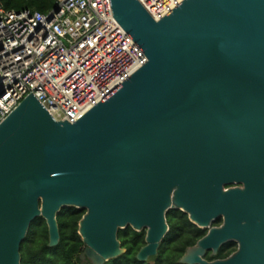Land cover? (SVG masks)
<instances>
[{
  "label": "water",
  "instance_id": "1",
  "mask_svg": "<svg viewBox=\"0 0 264 264\" xmlns=\"http://www.w3.org/2000/svg\"><path fill=\"white\" fill-rule=\"evenodd\" d=\"M118 23L147 62L75 122L56 120L27 96L0 124V264L42 216L49 246L58 212L85 209L82 260L122 255L119 229H147L148 261L169 230L165 213L212 179L264 182V0H183L155 20L139 0H111ZM251 182H254V178ZM253 184V183H251ZM214 229L181 258L187 264H264L254 244L226 260L201 258Z\"/></svg>",
  "mask_w": 264,
  "mask_h": 264
},
{
  "label": "built area",
  "instance_id": "2",
  "mask_svg": "<svg viewBox=\"0 0 264 264\" xmlns=\"http://www.w3.org/2000/svg\"><path fill=\"white\" fill-rule=\"evenodd\" d=\"M160 20L183 0H139ZM147 62L111 0H56L44 13L0 6V124L31 93L75 122Z\"/></svg>",
  "mask_w": 264,
  "mask_h": 264
},
{
  "label": "flooded vegetation",
  "instance_id": "3",
  "mask_svg": "<svg viewBox=\"0 0 264 264\" xmlns=\"http://www.w3.org/2000/svg\"><path fill=\"white\" fill-rule=\"evenodd\" d=\"M253 178L254 182H251ZM218 186L216 180L212 179L207 193H195V196L185 202L192 207L191 210L181 205L177 208L170 207L166 211L168 223V213L176 210L180 237L191 241L182 257L190 248L198 247L199 242L212 230L223 227L226 228L227 238L218 243L210 241L204 246L200 255L203 260L214 262L229 259L244 244H254V248L264 254V182L259 177L249 178L242 174L239 179L220 183L222 191H229L226 195L217 192ZM141 231L147 234L146 228Z\"/></svg>",
  "mask_w": 264,
  "mask_h": 264
},
{
  "label": "trees",
  "instance_id": "4",
  "mask_svg": "<svg viewBox=\"0 0 264 264\" xmlns=\"http://www.w3.org/2000/svg\"><path fill=\"white\" fill-rule=\"evenodd\" d=\"M55 5L56 0H0V6L6 9L28 8L44 13ZM85 212V209L73 206L63 207L58 212L60 241L56 246H49V228L46 220L42 216L35 218L21 243V264H92L88 259L84 261L80 258L84 243L78 230L79 221ZM168 223L170 229L160 243L158 253L148 261H140L136 256L146 244V232L135 231L131 226L119 229L118 238L126 251L104 264H186L180 262V258L191 241L180 237L176 210H170L168 213Z\"/></svg>",
  "mask_w": 264,
  "mask_h": 264
}]
</instances>
